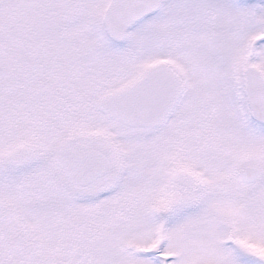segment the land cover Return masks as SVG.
I'll use <instances>...</instances> for the list:
<instances>
[{
	"label": "snow or ice",
	"instance_id": "1",
	"mask_svg": "<svg viewBox=\"0 0 264 264\" xmlns=\"http://www.w3.org/2000/svg\"><path fill=\"white\" fill-rule=\"evenodd\" d=\"M0 264H264V0H0Z\"/></svg>",
	"mask_w": 264,
	"mask_h": 264
}]
</instances>
